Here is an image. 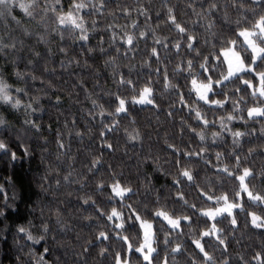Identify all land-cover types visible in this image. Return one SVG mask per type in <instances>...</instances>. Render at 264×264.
I'll list each match as a JSON object with an SVG mask.
<instances>
[{"label": "clouds", "instance_id": "9594fccd", "mask_svg": "<svg viewBox=\"0 0 264 264\" xmlns=\"http://www.w3.org/2000/svg\"><path fill=\"white\" fill-rule=\"evenodd\" d=\"M0 264H264V0H0Z\"/></svg>", "mask_w": 264, "mask_h": 264}]
</instances>
